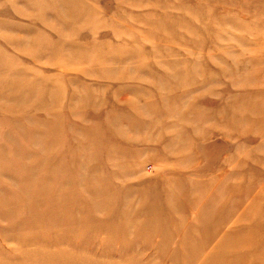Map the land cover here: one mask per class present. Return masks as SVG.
I'll use <instances>...</instances> for the list:
<instances>
[{"label": "rangeland", "instance_id": "rangeland-1", "mask_svg": "<svg viewBox=\"0 0 264 264\" xmlns=\"http://www.w3.org/2000/svg\"><path fill=\"white\" fill-rule=\"evenodd\" d=\"M0 264H264V0H0Z\"/></svg>", "mask_w": 264, "mask_h": 264}]
</instances>
